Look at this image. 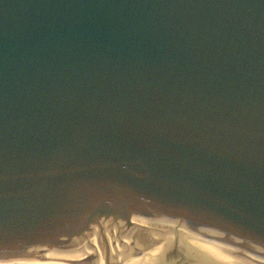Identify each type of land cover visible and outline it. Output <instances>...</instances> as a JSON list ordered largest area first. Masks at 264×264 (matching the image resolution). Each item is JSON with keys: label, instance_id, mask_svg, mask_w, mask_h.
Returning a JSON list of instances; mask_svg holds the SVG:
<instances>
[{"label": "water", "instance_id": "water-1", "mask_svg": "<svg viewBox=\"0 0 264 264\" xmlns=\"http://www.w3.org/2000/svg\"><path fill=\"white\" fill-rule=\"evenodd\" d=\"M264 264V0H0V264Z\"/></svg>", "mask_w": 264, "mask_h": 264}, {"label": "bare ground", "instance_id": "bare-ground-1", "mask_svg": "<svg viewBox=\"0 0 264 264\" xmlns=\"http://www.w3.org/2000/svg\"><path fill=\"white\" fill-rule=\"evenodd\" d=\"M21 264H69V263H67V262L54 263V262L35 261V262H27V263H21ZM219 264H243V263H240V262H237V261H234L231 259H227V260L222 261Z\"/></svg>", "mask_w": 264, "mask_h": 264}]
</instances>
